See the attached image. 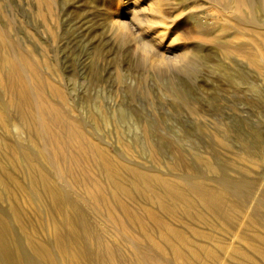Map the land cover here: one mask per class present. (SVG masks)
<instances>
[{
    "label": "bare ground",
    "instance_id": "obj_1",
    "mask_svg": "<svg viewBox=\"0 0 264 264\" xmlns=\"http://www.w3.org/2000/svg\"><path fill=\"white\" fill-rule=\"evenodd\" d=\"M138 1H142L140 11L143 15L132 14L138 29L146 33L149 27L161 34L176 10L175 0ZM204 1L217 8L226 19L221 28L224 52L235 54L261 72L264 67V23L258 19L264 17V0ZM115 28L134 37L143 58H150L157 66L185 63L192 54L188 47H181L180 54L167 55L168 48L162 52L158 49L162 45V35L154 33L156 37L151 42L146 41L144 37H135L120 20H116ZM210 40L219 42L214 38ZM4 44L6 53L0 58V85L5 97L0 101V108H15L19 116L4 118L3 128L8 130L13 126L19 135L23 130L37 152L11 145L3 138L0 140L1 148L9 151L13 164L24 167L26 176V181H21L23 173L20 178L14 176L0 160V200L7 201L10 209L9 218L0 212V264H247L255 258L262 264L264 213L257 214L258 203L243 201L252 195V191L243 194L244 198H236L237 195L231 198L230 189L235 186L226 182L216 186V181L215 186H209L204 182L206 179L195 176L189 166L187 171L183 168L182 175L178 171L183 166L179 170L174 166L178 175L147 170L143 164L131 161L134 158L131 143L119 136L122 135L121 128L130 124H127V118H122V123L114 121V113L108 115L98 104L72 100L73 88L81 84L76 82L71 87L76 81L74 75L65 77L66 85L61 84L64 87L57 86L36 66L31 67L30 61L34 57L7 50L8 40ZM220 64L212 63L216 69ZM229 70L224 73L236 85L241 75ZM58 71L52 73L58 76ZM221 73L218 72L223 76V71ZM119 75L123 77L121 72ZM88 76L89 73L83 70L79 79L86 80ZM43 83L47 84L48 90ZM103 83V78H97L92 84L98 87ZM78 113L92 119L83 120ZM133 124L139 126L140 123ZM144 128L142 135H146ZM109 129L116 132L109 134L117 136L116 142L120 143L122 152L118 151L120 148L111 150L110 141L106 140L108 136L99 134V131ZM132 145L135 147L134 142ZM151 148L153 157L159 158L155 147ZM124 153L130 155L129 158ZM178 155L175 158L183 161L184 157ZM239 156L253 165L258 163L251 155ZM204 162L208 170L215 169L209 160ZM184 171L193 175L184 176ZM256 199L264 202L259 196L249 200L254 202ZM30 206L38 209V225L27 213ZM13 225L17 226L19 235L14 232ZM216 231L221 232L223 238L227 239L229 235L234 240H222L216 236ZM40 233L50 237L52 244L44 237L42 239Z\"/></svg>",
    "mask_w": 264,
    "mask_h": 264
},
{
    "label": "rangeland",
    "instance_id": "obj_2",
    "mask_svg": "<svg viewBox=\"0 0 264 264\" xmlns=\"http://www.w3.org/2000/svg\"><path fill=\"white\" fill-rule=\"evenodd\" d=\"M141 3L138 0H0V58L6 53L3 43L8 40L10 44L7 50L15 53L18 51L29 56L28 58L34 57V61H30L31 67L36 66L41 74L47 75L49 82L57 86L66 85L65 77L74 75L76 81L72 82L71 87L76 82L81 84H76L73 88L75 91L71 93L72 100L96 103L108 115L113 112L114 121H121L125 117L127 124L130 122L126 125L124 121L122 135L119 136H124V141L131 143L129 144L133 150L130 151L135 159L131 158V161L143 164L147 170L178 175L190 167L189 170L195 176L206 179L204 182L209 183V186L216 182V186L225 182L235 186L236 188L230 189L231 198L235 195L236 198H244L246 196L243 194L252 191V195L246 194L248 199L244 198L243 201L246 199V202L258 203L257 214H263L264 202H258L259 198L251 201L255 196L264 199V67L260 72L235 54L224 52L221 43L225 39L221 28L226 19L217 8L204 0H175L176 10L172 20L168 19L169 23L161 34L156 29L149 30V27L146 33L150 34L142 33L136 26L132 14L143 15V11H140ZM116 20L126 24L135 37H144L149 42L156 37L153 35H162V45L158 49L162 52L168 48L167 55L175 52L180 54L181 47H188L192 54L190 53L185 63L171 62L172 64L157 66L150 58H143L137 50L134 37L131 38L127 31L116 30ZM258 20L264 23L263 16ZM211 38L218 39L219 42L213 43ZM236 39L242 40L240 37ZM216 61L221 63L217 69L213 67ZM228 69L242 76L239 75L240 80L236 85L226 77L224 72ZM53 70H59L58 76L52 73ZM83 70L89 73L86 80L79 79ZM221 71L223 76L218 74H222ZM120 72L123 77L119 75ZM97 78H103L104 83L95 87L92 83ZM43 85L45 90L49 89L46 83ZM4 97L0 85V101ZM78 115L83 120L92 119L89 115ZM18 116L19 112L15 108H0V140L6 139L11 145L21 149L24 146L35 153L37 148L27 140L23 130L19 135L13 126L8 130L3 128L4 118L16 119ZM133 120L140 123L139 126L133 124L136 123ZM143 125L146 127L145 136L141 134L145 132ZM109 132L111 130L99 131V134L108 136L106 140L110 141L111 150L120 148L118 151L122 152L120 143L116 142V132ZM150 146L153 149L155 147L159 158L153 157ZM176 154L177 157L178 154L184 157L183 161H178ZM241 154L255 157L258 163L253 165L241 159ZM126 155L129 158L130 155ZM10 159L9 151L0 146V160L5 168L18 178L23 173L24 178L21 176L20 180L25 182L24 167H17ZM205 160H209L215 169L209 171ZM171 166H176L178 170L183 167L177 173V169L174 167V170ZM190 174L185 172L184 176H191ZM246 189L248 192H245ZM0 203V212L9 218V203L5 200H0ZM36 209V206H30L27 213L34 224L38 225ZM13 230L19 235L16 225H13ZM217 235L219 238L224 236L216 231ZM40 236L52 244L50 237L41 233ZM226 237L227 239L224 237L222 240H234L229 235ZM24 251L31 256L26 248ZM256 260L250 263L261 264Z\"/></svg>",
    "mask_w": 264,
    "mask_h": 264
}]
</instances>
